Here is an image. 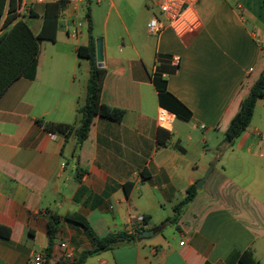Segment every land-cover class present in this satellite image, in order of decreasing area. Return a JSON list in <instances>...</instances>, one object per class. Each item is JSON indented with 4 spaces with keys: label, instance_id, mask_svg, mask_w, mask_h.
Masks as SVG:
<instances>
[{
    "label": "crops",
    "instance_id": "obj_1",
    "mask_svg": "<svg viewBox=\"0 0 264 264\" xmlns=\"http://www.w3.org/2000/svg\"><path fill=\"white\" fill-rule=\"evenodd\" d=\"M53 1L22 0L18 18L1 25L0 34L20 19L38 34L44 6ZM79 9L65 3L55 44L41 41L34 78L21 77L0 98V224L12 231L10 240L0 238V264H33L35 254L45 253L53 215L61 220L50 263L73 264L94 244L69 214L85 217L99 237L155 231L81 264H241L247 250L264 264V99L234 142L223 133L263 67V0H200L203 28L185 37L170 29L150 34L158 9L144 2L124 32L98 38L107 70L101 101L125 116H97L75 155V134L51 133L38 119L79 124L91 65L78 48L93 36L89 24L86 33L68 35L65 18L76 19ZM156 75L192 112L190 119L176 115L170 130L157 123L163 105ZM212 161L179 221L167 223Z\"/></svg>",
    "mask_w": 264,
    "mask_h": 264
},
{
    "label": "trees",
    "instance_id": "obj_2",
    "mask_svg": "<svg viewBox=\"0 0 264 264\" xmlns=\"http://www.w3.org/2000/svg\"><path fill=\"white\" fill-rule=\"evenodd\" d=\"M22 0H0V26L3 28L13 23L19 16L18 9L21 6ZM65 0H57L48 2L44 6V24L41 31L36 34L30 24L23 19L14 23V25L6 32L0 34V98L8 90V88L18 79L23 76L34 78L37 60L40 52V44L43 39L51 41L56 40V33L59 26V15L62 8L65 6ZM264 8V0H263ZM90 17V15L88 16ZM3 20V22H2ZM90 22V21H89ZM2 23V24H1ZM90 25V24H89ZM90 31L92 26L90 25ZM78 53L81 56L87 57L90 60V76L87 83L86 101L84 105L79 107L78 114L80 123H63L38 119V123L45 130L64 136L68 139L72 134L78 138V146L75 155L82 143L88 139L89 133L97 116L109 118L112 120L121 121L125 116V110L107 105L101 101V92L103 81L107 70L104 67H99L96 60V44L95 38L91 36L88 46H80ZM154 82L159 91V100L161 105L166 106L173 111L177 116L184 119H190L192 112L171 92L167 89V79L163 76H155ZM259 99H264V63L258 76L251 84L246 97L242 100L239 110L230 119L227 127L223 130L225 139L232 143L234 142L251 124L254 116L255 108ZM159 144L164 145L165 141L160 139ZM81 176V170L79 174ZM144 177H148L145 173ZM197 186L191 185L186 192L185 197L176 203L175 213L167 219V223L176 224L180 217L183 208L191 202L197 195ZM69 221H73L82 225L90 235L94 248L84 251L80 258L73 264L83 263L89 256L101 251L113 248L117 245L134 241L138 238L139 229L133 233L127 231L111 232L105 237H99L91 228L86 218L80 214H69L65 217ZM61 216L53 215L48 222V246L45 250V261L43 264H51L52 248L56 235L59 231V223ZM165 222V223H166ZM157 226L155 229H160ZM11 229L8 226L0 224V238L10 240ZM241 264H260L252 250H247L240 256Z\"/></svg>",
    "mask_w": 264,
    "mask_h": 264
},
{
    "label": "built area",
    "instance_id": "obj_3",
    "mask_svg": "<svg viewBox=\"0 0 264 264\" xmlns=\"http://www.w3.org/2000/svg\"><path fill=\"white\" fill-rule=\"evenodd\" d=\"M45 0H37L43 3ZM68 4L77 6L85 0H65ZM158 9V15H154L148 22L147 28L150 34L159 35L163 31L170 29L179 37H185L195 34L203 28V20L199 13L200 0H151ZM64 16H62L63 19ZM65 26L67 33L71 37H78L82 31L83 23L77 21L73 16H66ZM176 64L180 60L175 57ZM176 114L166 107L160 106L157 123L161 128L172 129ZM138 225L144 224V217H136ZM66 243L61 244L65 248ZM45 253L35 254L33 264H43L45 261Z\"/></svg>",
    "mask_w": 264,
    "mask_h": 264
},
{
    "label": "rangeland",
    "instance_id": "obj_4",
    "mask_svg": "<svg viewBox=\"0 0 264 264\" xmlns=\"http://www.w3.org/2000/svg\"><path fill=\"white\" fill-rule=\"evenodd\" d=\"M144 2L156 9V6L151 1L149 3V0H85L79 4L80 9L76 19L83 23L82 29L85 33L86 26L88 24L92 26L91 32L96 41L106 34L108 37H112L116 31V33L124 32L125 26L135 22ZM89 15L90 17H88ZM44 44L55 43L46 41ZM78 117L80 123V116Z\"/></svg>",
    "mask_w": 264,
    "mask_h": 264
},
{
    "label": "water",
    "instance_id": "obj_5",
    "mask_svg": "<svg viewBox=\"0 0 264 264\" xmlns=\"http://www.w3.org/2000/svg\"><path fill=\"white\" fill-rule=\"evenodd\" d=\"M96 60H97L98 66L103 67V65H104L103 64V61H104L103 45H102L100 39L96 40ZM214 164H215V162L212 161L209 168L207 169L206 173L204 174V176L197 181L196 186L198 188H202L204 182L209 177L211 170L213 169ZM154 233H155L154 229L143 230L138 234V238L139 239L148 238V237L154 235Z\"/></svg>",
    "mask_w": 264,
    "mask_h": 264
}]
</instances>
